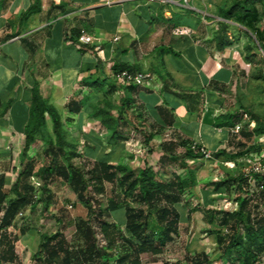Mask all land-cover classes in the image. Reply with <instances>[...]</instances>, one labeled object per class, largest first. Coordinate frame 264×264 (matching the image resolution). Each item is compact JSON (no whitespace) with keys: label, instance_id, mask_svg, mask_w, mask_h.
<instances>
[{"label":"crops","instance_id":"obj_1","mask_svg":"<svg viewBox=\"0 0 264 264\" xmlns=\"http://www.w3.org/2000/svg\"><path fill=\"white\" fill-rule=\"evenodd\" d=\"M221 1L191 0L185 8L178 2L143 0H39L36 11L22 19L37 0H0V110L9 103L0 124L1 157L10 158L9 145L20 146L25 139L36 84L70 128L88 130L84 139L97 144L104 133L96 130L103 124L94 111L110 99L128 98L127 105L119 103L120 113L111 111L123 118L115 137L125 140L122 129H137L142 123L145 141L160 143L153 151L157 161L164 142L185 140L210 156L221 149L229 153L234 140L247 143L243 130L233 133L231 127L215 126L224 114L218 88L232 84L237 68L248 67L245 36L217 48L212 29L222 19ZM177 26L193 33L177 36ZM82 33L93 36L91 45L76 43ZM121 64L151 78L123 95L112 78L114 66ZM73 99L83 102L79 113L68 110Z\"/></svg>","mask_w":264,"mask_h":264},{"label":"rangeland","instance_id":"obj_2","mask_svg":"<svg viewBox=\"0 0 264 264\" xmlns=\"http://www.w3.org/2000/svg\"><path fill=\"white\" fill-rule=\"evenodd\" d=\"M239 1H221L219 14L222 19L216 21L212 33L214 37H217L223 31V40H231L233 44L245 36V60L248 67L245 70L237 68L238 72L232 84L218 88V91L223 100L224 114H234L237 122L244 121L243 131L251 132L246 117L251 121L254 120L256 126H264V42L258 39L253 29L240 24L234 18H224V12ZM258 8L261 20L256 24V28L264 33V2L258 4ZM120 102L123 101L110 99L105 108L110 111L115 109L117 111L115 114L120 113ZM139 124L137 129H122L125 140L112 136V133L99 124L96 130L99 133L103 132L104 135H100V144H97L93 140L84 139L83 134L88 130L78 131L70 128L68 122H64L67 139L76 145L80 152V157L74 158L72 163L81 169L89 170L94 162L104 160L115 166L123 165L128 171L139 174L144 167V162L148 161L161 177L173 179L179 176L180 187L177 193L181 200L176 206L180 213L179 233L166 245L163 253L143 254L142 264H186L189 256L193 257L202 252L208 254L211 264H229L227 255L223 254V250H220L217 244L218 233L227 237L235 235L238 238L244 233L239 225H236L237 230L222 226L214 212L237 210L236 194L233 190L215 191L210 184L244 175L249 170L250 158L264 157L262 144L257 143L255 137L247 143H242L241 139L234 140L235 148L229 151V154H237L234 161H226L225 157L215 159L212 155L211 158L202 159L184 157L187 148L179 147L178 154L184 157L188 168L182 169L178 163L161 168L155 154L153 155V151L159 147L160 143H147L146 135L141 128L143 124ZM53 142H55V135L52 121L48 117L46 126L33 132L28 147L24 139L20 146L15 143L9 145L7 150L10 158H2L0 151V172L7 178L8 199L4 206L17 197L16 185L20 180V174L26 169L27 162L29 160L36 162L34 173L28 179L35 189L33 202L18 214L13 224L7 229L8 235L14 241L17 259L13 263L4 264H43L39 259L38 250L45 235L62 232L71 245L80 244L76 235V224L80 219H91L98 243L106 246L99 217L95 213L90 214L87 205L78 199L71 185L56 174L55 165L58 162L67 165L68 162L62 155L56 158L52 148ZM193 149L198 152L197 148ZM191 172L194 174L195 185L190 183ZM121 175L122 173H118L115 183L105 182V191L102 194H97L89 188L88 193L97 202L94 206L95 210L99 205L106 208L111 199L119 201L126 199L132 206L140 207V202L135 195H125V186L119 184ZM251 184V190L255 193L250 208L255 216H264V194L253 181ZM207 193L215 195L208 197ZM212 196L216 197L213 199ZM210 200L214 202V205L207 204ZM3 214L4 211H0V217ZM103 220L125 231L124 208L106 213ZM122 252L123 248L119 245L110 250L109 264H116ZM259 263L264 264V254L260 257Z\"/></svg>","mask_w":264,"mask_h":264},{"label":"trees","instance_id":"obj_3","mask_svg":"<svg viewBox=\"0 0 264 264\" xmlns=\"http://www.w3.org/2000/svg\"><path fill=\"white\" fill-rule=\"evenodd\" d=\"M264 0H240L224 12V18H234L240 24L253 29L261 42H264V33L256 28L260 22L261 15L258 4ZM39 0L31 6L23 15L26 18L36 11ZM223 31L215 37L217 48L222 50L233 44L231 40H223ZM9 36L6 39H9ZM129 70L138 72L134 66L121 64L114 66V71ZM105 81V80H103ZM102 81V82H103ZM99 80L92 82L96 85ZM132 87L128 89L131 90ZM129 99L125 98L122 106L127 105ZM70 113H79L83 108L82 100H71L68 105ZM9 108V103L3 110H0V124ZM94 116L100 118L101 123L115 136L117 129L123 120L121 114L118 118L106 108L99 107L94 111ZM52 121L55 142L52 143L53 152L58 158L64 156L68 164L57 163L55 172L58 176L66 180L76 192L78 199L84 202L90 214L99 217L100 229L106 242V246L98 243L96 232L91 219H80L76 224V235L80 242L78 245H71L62 232L54 235H45L39 246L38 255L43 264H109L110 250L118 245L123 248L119 254L116 264H142L143 254L159 255L163 253L166 245L174 240L179 233L180 213L177 204L180 203V195L177 193L180 187L179 176L177 178H164L159 175L148 162H144V167L139 174L128 171L123 165H113L107 161H96L89 170L81 169L72 163L74 158L80 157V152L76 145L70 142L66 135V130L62 116L56 106L44 98L38 84L32 89V100L30 107V121L25 127L26 146L31 143L33 132L44 128L47 118ZM234 114H222L215 119L216 127H234L238 124ZM248 139H253L264 134V126H256L251 132L242 131ZM179 147H186L184 157L192 159H202L205 155L198 150H194L187 141H169L162 144L163 154L159 158L160 167H167L172 164H179L182 169L188 168L184 157L178 154ZM225 157L227 161H234L237 154H229L225 149L218 150L213 154L215 159ZM36 162L29 160L26 169L20 174L17 183V197L9 202L6 191L7 178L0 172V211L4 214L0 217V264L13 263L17 259L14 241L8 235L7 229L13 224L18 214L31 205L33 202L34 186L28 182L33 175ZM118 173H122L119 184L125 186L124 193L127 196L135 195L140 202V207H134L130 202L124 200H109L108 206L103 208L99 205L95 210L96 201L88 193L92 188L97 194L105 191V182L115 183ZM191 185H195L194 174L191 172ZM255 186L264 194V176L255 175ZM215 191H234L235 201L238 208L235 211H215L214 215L219 218L222 226L237 230L241 227L243 236H225L218 233L217 244L223 254L227 255L229 264H262L260 257L264 254V216H255L250 208L254 190H251L249 178L245 175L228 178L221 182H212ZM94 204V205H93ZM125 209L126 224L125 231L117 225L103 220L106 213H110L119 208ZM191 213V211H190ZM211 222L213 220L211 219ZM234 223V224H233ZM186 264H211L206 252L197 253L193 257H188Z\"/></svg>","mask_w":264,"mask_h":264},{"label":"built area","instance_id":"obj_4","mask_svg":"<svg viewBox=\"0 0 264 264\" xmlns=\"http://www.w3.org/2000/svg\"><path fill=\"white\" fill-rule=\"evenodd\" d=\"M104 4H113L118 0H100ZM146 3H153L159 2L162 5H168L170 3L178 2L185 8H190V1L191 0H143ZM173 33L177 36H188L193 33V30L186 26H177L174 28ZM93 36L87 33H82L77 37L76 43L80 46H87L93 43ZM115 41L119 40V37L116 36L114 38ZM100 49V47H98ZM112 78L116 85L122 90L123 95L126 94L128 89L132 86L136 85H144L145 82L151 78L150 73H143V72H131L129 70H121L118 72L113 71ZM250 129L253 130L256 127V122L253 120L251 121L248 117H246ZM244 128V121L239 122L236 126L231 127V132H240ZM257 143H261L264 148V134L258 135L255 137ZM205 157L210 158V154L205 152ZM234 163V162H233ZM249 170L244 174L246 177L249 178L250 183L253 181L255 182L254 176L260 175L264 176V157L259 159H249ZM235 165V163H234Z\"/></svg>","mask_w":264,"mask_h":264}]
</instances>
